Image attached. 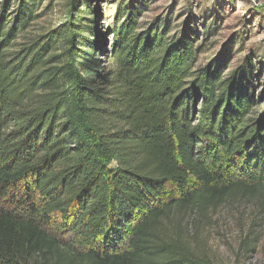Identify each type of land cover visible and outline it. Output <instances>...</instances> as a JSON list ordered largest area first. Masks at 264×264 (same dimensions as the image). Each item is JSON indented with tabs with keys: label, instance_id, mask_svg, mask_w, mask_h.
<instances>
[{
	"label": "trees",
	"instance_id": "1",
	"mask_svg": "<svg viewBox=\"0 0 264 264\" xmlns=\"http://www.w3.org/2000/svg\"><path fill=\"white\" fill-rule=\"evenodd\" d=\"M91 1L16 51L37 0L0 9V264H208L184 221L264 191L252 65L198 69L194 30L137 31L127 0L107 48Z\"/></svg>",
	"mask_w": 264,
	"mask_h": 264
},
{
	"label": "rangeland",
	"instance_id": "2",
	"mask_svg": "<svg viewBox=\"0 0 264 264\" xmlns=\"http://www.w3.org/2000/svg\"><path fill=\"white\" fill-rule=\"evenodd\" d=\"M5 1L0 0V9ZM72 1L37 0L38 17L26 32L18 35L13 50L54 40L69 23ZM86 2L76 0V10L89 13ZM120 2L90 3L98 12L97 28L107 48L113 40L107 29ZM126 3L134 9L137 31L162 21L171 38L186 30L192 39L190 30H194L198 69L212 68V62L223 61L221 80H224L249 62L251 86L260 102L258 109L264 112V0H127ZM8 4L9 14L18 8L17 0H9ZM87 18L92 19L90 15ZM225 50L227 54L223 55ZM183 227L186 243L208 264H264V191L251 200L227 203L205 219L190 217ZM62 237L72 240L69 236Z\"/></svg>",
	"mask_w": 264,
	"mask_h": 264
}]
</instances>
